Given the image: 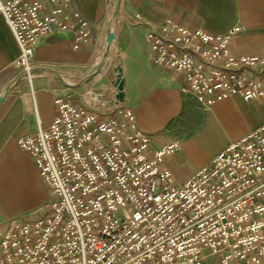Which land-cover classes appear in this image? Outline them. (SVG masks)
Returning a JSON list of instances; mask_svg holds the SVG:
<instances>
[{
	"label": "built area",
	"instance_id": "built-area-1",
	"mask_svg": "<svg viewBox=\"0 0 264 264\" xmlns=\"http://www.w3.org/2000/svg\"><path fill=\"white\" fill-rule=\"evenodd\" d=\"M0 15L19 47L17 74L57 31L72 32L74 48L96 38L101 50L105 27L94 31L73 0H0ZM238 30L167 19L147 26L146 42L153 64L180 75L203 107L234 93L264 100V48L234 54ZM54 103L48 126L17 139L49 188L47 210L0 231V264H264V123L176 184L165 159L180 144L154 148L123 103L91 106L66 88Z\"/></svg>",
	"mask_w": 264,
	"mask_h": 264
},
{
	"label": "crops",
	"instance_id": "crops-1",
	"mask_svg": "<svg viewBox=\"0 0 264 264\" xmlns=\"http://www.w3.org/2000/svg\"><path fill=\"white\" fill-rule=\"evenodd\" d=\"M73 3L94 31L104 26L106 33L113 0ZM167 19L210 33L238 25L240 30L230 41L234 54L259 53L264 48V0H121L110 57L98 76L69 88L53 74L36 70L31 84L25 78L19 81L0 103V231L14 222L36 219L47 210L49 188L17 139L34 131L38 123L48 126L52 122L56 113L54 89L66 88L77 102L86 103L88 91L111 98L116 77L113 68L120 65L125 80L123 105L132 110L136 129L153 138L154 148L172 140L180 144L165 159L176 184L208 164L231 141L264 123L263 99L246 100L234 93L203 107L190 92L182 90L180 75L153 64L146 42L147 26ZM97 45V39L91 38L74 48L72 32H54L35 48V67L52 68L63 72L70 82H79L82 78L75 74L88 73L100 59L102 49L97 50ZM18 58V44L0 15V92L18 75ZM110 114L114 112L101 117ZM206 264L215 263L209 260Z\"/></svg>",
	"mask_w": 264,
	"mask_h": 264
},
{
	"label": "water",
	"instance_id": "water-1",
	"mask_svg": "<svg viewBox=\"0 0 264 264\" xmlns=\"http://www.w3.org/2000/svg\"><path fill=\"white\" fill-rule=\"evenodd\" d=\"M120 2L121 0H113L111 12L108 17L106 33L103 39L102 54L100 56V59L95 63L92 70L89 71L88 73L75 74V75L80 76L82 80H80L79 82H74V83H65L60 79V76L64 75L63 72L54 70L49 67H40V66L35 67L31 69L29 72H22L18 74L7 85H5L3 90L0 92V103L2 102L6 93L9 91V89L12 86L17 84L19 81L23 80L28 75V73L34 72L36 70L47 71L53 74L57 78L59 83L69 88H75L78 85L82 84L84 81L90 80L98 76L105 69L108 59L110 57V50H111V46L114 40L113 28H114V23H115L118 11L120 9ZM113 70L115 72L116 77L112 83V97L108 98L106 96V93L95 94L92 91H88L86 95L84 96V99L88 105L95 106V105H98V103H100V105L112 107L116 104H120L125 101V92H124L125 80L123 76L122 67L120 65H116L113 68Z\"/></svg>",
	"mask_w": 264,
	"mask_h": 264
},
{
	"label": "bare ground",
	"instance_id": "bare-ground-1",
	"mask_svg": "<svg viewBox=\"0 0 264 264\" xmlns=\"http://www.w3.org/2000/svg\"><path fill=\"white\" fill-rule=\"evenodd\" d=\"M29 78L32 79L33 77V72L29 73ZM60 79L65 82V83H73V82H70L68 79L64 78L63 76H60Z\"/></svg>",
	"mask_w": 264,
	"mask_h": 264
},
{
	"label": "rangeland",
	"instance_id": "rangeland-1",
	"mask_svg": "<svg viewBox=\"0 0 264 264\" xmlns=\"http://www.w3.org/2000/svg\"><path fill=\"white\" fill-rule=\"evenodd\" d=\"M102 49V48H101Z\"/></svg>",
	"mask_w": 264,
	"mask_h": 264
}]
</instances>
